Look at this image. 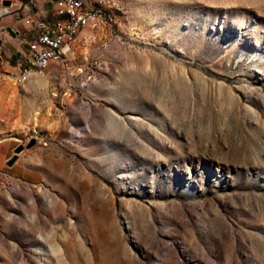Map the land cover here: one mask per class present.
<instances>
[{
  "label": "rangeland",
  "instance_id": "obj_1",
  "mask_svg": "<svg viewBox=\"0 0 264 264\" xmlns=\"http://www.w3.org/2000/svg\"><path fill=\"white\" fill-rule=\"evenodd\" d=\"M106 1L0 69V264H264V0Z\"/></svg>",
  "mask_w": 264,
  "mask_h": 264
},
{
  "label": "built area",
  "instance_id": "obj_2",
  "mask_svg": "<svg viewBox=\"0 0 264 264\" xmlns=\"http://www.w3.org/2000/svg\"><path fill=\"white\" fill-rule=\"evenodd\" d=\"M106 0H53V18L39 24L34 38L28 40L17 59V71L9 73L16 83L28 78V73L43 72L52 60L64 61L73 37L80 28L109 16ZM7 11L0 10V14Z\"/></svg>",
  "mask_w": 264,
  "mask_h": 264
},
{
  "label": "crops",
  "instance_id": "obj_3",
  "mask_svg": "<svg viewBox=\"0 0 264 264\" xmlns=\"http://www.w3.org/2000/svg\"><path fill=\"white\" fill-rule=\"evenodd\" d=\"M4 1L0 0V10L7 9L0 14V69L17 71L16 61L25 43L35 37L41 22L53 18L54 3L53 0H8L4 4ZM17 144L9 137H0V169L7 165Z\"/></svg>",
  "mask_w": 264,
  "mask_h": 264
},
{
  "label": "water",
  "instance_id": "obj_4",
  "mask_svg": "<svg viewBox=\"0 0 264 264\" xmlns=\"http://www.w3.org/2000/svg\"><path fill=\"white\" fill-rule=\"evenodd\" d=\"M4 4H8L9 3V1L8 0H5L4 2H3ZM34 141H35V138L34 137H32L26 144H25V146L26 147H29L32 143H34ZM23 148V144L22 143H18L17 145H16V147L14 148V154L7 160V164H12L14 161H15V159H16V157H17V153L21 150Z\"/></svg>",
  "mask_w": 264,
  "mask_h": 264
},
{
  "label": "bare ground",
  "instance_id": "obj_5",
  "mask_svg": "<svg viewBox=\"0 0 264 264\" xmlns=\"http://www.w3.org/2000/svg\"><path fill=\"white\" fill-rule=\"evenodd\" d=\"M95 22H97V21H95ZM87 26H88V25H87ZM87 26H85V27H87ZM74 38H75V36L73 37V39H74ZM68 51H70V49H68ZM31 74H32V73H28V76H30ZM8 77H9V75H8ZM10 79L14 80L13 78H10ZM38 81H42V80L38 79ZM53 95H56V92H54ZM37 115H38V112L35 113V116H37ZM32 131L38 132L37 129H32Z\"/></svg>",
  "mask_w": 264,
  "mask_h": 264
}]
</instances>
